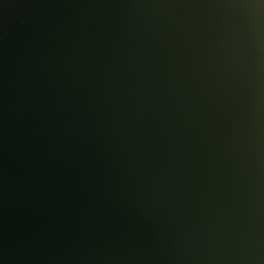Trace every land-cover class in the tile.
<instances>
[{"label": "water", "instance_id": "water-1", "mask_svg": "<svg viewBox=\"0 0 264 264\" xmlns=\"http://www.w3.org/2000/svg\"><path fill=\"white\" fill-rule=\"evenodd\" d=\"M0 264H264V0H0Z\"/></svg>", "mask_w": 264, "mask_h": 264}]
</instances>
